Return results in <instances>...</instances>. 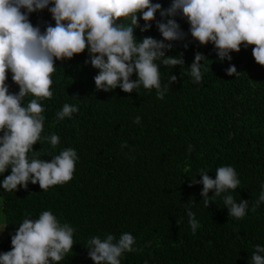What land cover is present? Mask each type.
Segmentation results:
<instances>
[{"label":"trees","instance_id":"1","mask_svg":"<svg viewBox=\"0 0 264 264\" xmlns=\"http://www.w3.org/2000/svg\"><path fill=\"white\" fill-rule=\"evenodd\" d=\"M154 2L168 8L172 0ZM177 20L186 39L174 43L168 55L182 54L186 66L162 67V83L171 74L177 77L164 99L155 89L97 91V70L87 63V53L57 61L54 96L42 103L44 134L55 133L61 142L56 148L47 143L34 148L47 161L64 148L76 149L74 178L46 191L38 184L3 190L6 226L0 253L11 250V237L24 218L45 210L76 229L74 254L61 264H94L84 247L91 236L106 233L118 238L128 232L136 238L138 250L126 253L123 264H248L255 246H264V205L251 211L264 184V66L255 61L254 46L232 53L230 62L219 61L211 44L199 45L186 20ZM31 22L42 30L54 25L47 11L33 14ZM144 36L162 39L155 24L149 32L137 31L139 39ZM197 52L209 59L200 85L187 69ZM230 63L239 78L226 74ZM7 83L18 93L11 74ZM65 103H76L80 110L57 122L56 113ZM225 165L233 166L241 180L233 196L250 202L243 219L231 218L221 198L205 207L203 185L193 184L202 179L201 170L214 179L216 169ZM191 201L200 224L195 234L185 209Z\"/></svg>","mask_w":264,"mask_h":264},{"label":"clouds","instance_id":"2","mask_svg":"<svg viewBox=\"0 0 264 264\" xmlns=\"http://www.w3.org/2000/svg\"><path fill=\"white\" fill-rule=\"evenodd\" d=\"M45 11L54 25L42 30L31 22V16ZM177 17L190 25L194 41L214 47L219 61L230 62L232 53L254 46L253 57L264 66V0H172L168 8L154 0H0V188L16 192L38 184L46 191L74 178L79 161L76 149L64 148L47 161L34 148L38 143L56 148L61 142L55 133L44 134L47 118L42 103L54 96L53 74L60 70L57 61H71L87 53V63L97 70V91L121 89L131 94L141 88L155 89L157 97L164 99L177 77L171 74L162 83V67L186 66L182 54L168 55L174 43L186 39ZM153 24L162 39L137 37L138 30L149 32ZM207 61L208 57L197 52L187 66L195 84L204 82ZM9 74L18 93L10 91ZM226 74L241 75L231 63ZM79 110L78 104L65 103L55 119H72ZM134 122L139 124L140 117ZM188 150H193L191 145ZM198 177L202 179L193 184L203 185L205 207L221 198L231 218L246 217L250 202L232 194L241 184L233 166L218 167L214 179L205 170ZM260 188L251 211L264 205V184ZM185 209L195 234L200 224L192 201ZM75 232L72 224L62 223L51 210L24 218L11 237V250L0 253V264H61L69 253L74 254ZM84 248L94 264H123L126 253L138 250L136 238L128 232L118 238L111 233L91 236ZM248 264H264V246H255Z\"/></svg>","mask_w":264,"mask_h":264},{"label":"rangeland","instance_id":"3","mask_svg":"<svg viewBox=\"0 0 264 264\" xmlns=\"http://www.w3.org/2000/svg\"><path fill=\"white\" fill-rule=\"evenodd\" d=\"M0 180H3V176H0ZM3 189L0 188V235L3 234V232L5 233V226H6V222L4 219V215H3Z\"/></svg>","mask_w":264,"mask_h":264},{"label":"bare ground","instance_id":"4","mask_svg":"<svg viewBox=\"0 0 264 264\" xmlns=\"http://www.w3.org/2000/svg\"><path fill=\"white\" fill-rule=\"evenodd\" d=\"M99 112V111H98ZM216 249V248H215Z\"/></svg>","mask_w":264,"mask_h":264}]
</instances>
